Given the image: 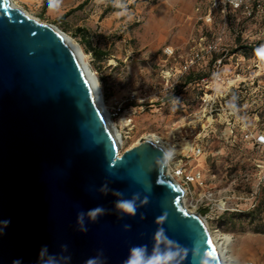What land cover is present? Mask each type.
<instances>
[{"label": "water", "instance_id": "obj_1", "mask_svg": "<svg viewBox=\"0 0 264 264\" xmlns=\"http://www.w3.org/2000/svg\"><path fill=\"white\" fill-rule=\"evenodd\" d=\"M63 35L0 0V264H127L136 247L169 264H222L166 152L147 141L119 154Z\"/></svg>", "mask_w": 264, "mask_h": 264}, {"label": "rangeland", "instance_id": "obj_2", "mask_svg": "<svg viewBox=\"0 0 264 264\" xmlns=\"http://www.w3.org/2000/svg\"><path fill=\"white\" fill-rule=\"evenodd\" d=\"M12 1L27 16L79 44L108 110L122 105V113L113 118L124 141L120 155L153 137L169 143L205 183L192 186L184 202L187 211L201 214L218 241L230 239L232 264H264V148L248 144L239 132L231 139L230 132L214 126L217 122L208 128L207 118L201 117V90L185 84L190 75L211 74L217 54L201 52L202 60L191 63L206 45L221 41V47L246 58L222 71L230 80L240 74L246 81L248 93L239 105L251 115L250 123L264 131V0L217 12L211 25L203 20L209 0ZM110 7L117 11L108 12ZM121 118L132 124L125 127ZM193 144L202 148L201 156L189 152ZM207 192L220 204H201Z\"/></svg>", "mask_w": 264, "mask_h": 264}, {"label": "built area", "instance_id": "obj_3", "mask_svg": "<svg viewBox=\"0 0 264 264\" xmlns=\"http://www.w3.org/2000/svg\"><path fill=\"white\" fill-rule=\"evenodd\" d=\"M246 3L247 0H209L208 11L205 13L203 20L206 24L211 25L213 14L217 12L226 13L228 8L239 10L244 8ZM220 42L221 41H216L206 45V47L195 54L193 58L195 61L191 63L192 65L202 60L203 55H201V52H205V54L212 56L217 54L216 57H212L214 61L211 74L204 77L198 85L203 96L208 98L204 99L203 96L201 97L202 104L204 105L205 103L204 113L201 117L207 118L208 128L215 122H233L237 125L236 133L239 132L245 142L256 148H264V131L258 130L255 125L250 123L249 120L251 119V115L248 113L243 114L244 106L241 107L239 105L244 96L243 94L248 93L246 81H242L240 74H236L233 80H230L222 71L228 63H235L238 65L245 61L246 58L240 57L231 53L228 49L221 47ZM256 91H258V88H256ZM110 112L112 118L119 116L120 113H122V105L111 108ZM258 116L259 114H255L254 118L256 117L259 122ZM124 124L125 127H129L132 124V119H128ZM233 136L236 137V135L231 132V139ZM160 144H164L171 153V156H167V174L180 185L184 192V198L192 192V186L197 185L199 187H204L205 183L201 174L188 169L184 164L185 156L179 158L178 153L174 151V148H172L169 143L161 142L156 145L159 146ZM189 150V152H193L195 157H199L203 153L202 148L194 144ZM258 167H261V165H258ZM200 202L206 205H214L215 202L220 204L211 192L203 194ZM199 215L202 218L201 214Z\"/></svg>", "mask_w": 264, "mask_h": 264}, {"label": "bare ground", "instance_id": "obj_4", "mask_svg": "<svg viewBox=\"0 0 264 264\" xmlns=\"http://www.w3.org/2000/svg\"><path fill=\"white\" fill-rule=\"evenodd\" d=\"M12 5L15 7V4L13 3V1L11 0ZM64 40L66 41V43L69 45V47L80 57V60L82 62V65L84 67V69L86 70V74H87V78L88 81L90 82V84L92 85V88L94 90V94L96 99L99 101L100 106L102 108V111L105 115V118L109 124L110 130L112 132V134L114 135V138L117 142L118 145V151L121 150V147L123 145V136L118 128V124L116 122L113 121L112 118V114L111 112L108 110V107L106 106L105 100H104V94H103V90L99 84V80L96 76V74L91 71L88 63L86 62V55L84 54L82 48L79 46V44H77L74 40H72L70 37L63 35ZM127 122L126 118H121L120 119V123H125ZM154 140H149L150 142L157 144V143H161V141L156 142V138L153 137ZM159 147H161L165 152L166 155L169 156L168 154L170 153L169 149L166 148L164 146V144H160ZM120 154V152H119ZM183 201L185 202V198L183 197ZM183 202V203H184ZM203 221L205 222V220L203 219ZM212 238V241L215 245V248L218 252L219 258L221 260L222 264H232L233 263V256L231 255V252L228 248V242H229V238H225L223 242L218 241L217 239H215L212 235H210Z\"/></svg>", "mask_w": 264, "mask_h": 264}, {"label": "clouds", "instance_id": "obj_5", "mask_svg": "<svg viewBox=\"0 0 264 264\" xmlns=\"http://www.w3.org/2000/svg\"><path fill=\"white\" fill-rule=\"evenodd\" d=\"M167 51L171 52V49H168ZM171 156V153L168 154ZM117 206L124 210L125 212L134 215L136 208L134 204V200H120L117 203ZM101 208L92 209L89 211V215L93 218L101 212ZM81 217L83 216V213L79 214ZM160 220L163 219V217L159 218ZM7 221L4 222L5 225H7ZM163 235L162 230L158 231L156 234V238L159 240ZM54 260V258H52ZM172 260V255H154L149 258H145L144 256V249L141 247H136L131 250V254L129 257V260L127 261V264H169V262ZM14 264H17V262H14ZM86 264H96L95 259H89Z\"/></svg>", "mask_w": 264, "mask_h": 264}, {"label": "trees", "instance_id": "obj_6", "mask_svg": "<svg viewBox=\"0 0 264 264\" xmlns=\"http://www.w3.org/2000/svg\"><path fill=\"white\" fill-rule=\"evenodd\" d=\"M81 8V6L79 7ZM117 9H114L113 7H110L109 8V11L108 12H116ZM213 64V63H212ZM213 66V65H212ZM209 76V75H208ZM206 77V76H205ZM204 77H199L197 79H193L192 76L190 75L189 77H187L186 79V82L185 84L186 85H196L198 86L200 81L203 79ZM202 94V93H201ZM215 127H220V128H224V131L225 132H233L234 135H236V128H237V125H235L233 122H225V121H220V122H217V125H214ZM234 138V136H233ZM236 140V139H235ZM235 142V141H234ZM262 163V162H261ZM261 165V164H259ZM258 167V165H257ZM258 168H261V167H258Z\"/></svg>", "mask_w": 264, "mask_h": 264}]
</instances>
